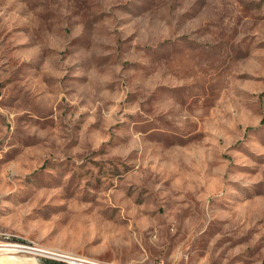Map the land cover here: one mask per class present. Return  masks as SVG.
<instances>
[{
    "label": "rangeland",
    "instance_id": "374dc122",
    "mask_svg": "<svg viewBox=\"0 0 264 264\" xmlns=\"http://www.w3.org/2000/svg\"><path fill=\"white\" fill-rule=\"evenodd\" d=\"M0 232L264 264V0H0Z\"/></svg>",
    "mask_w": 264,
    "mask_h": 264
},
{
    "label": "built area",
    "instance_id": "2783aa9c",
    "mask_svg": "<svg viewBox=\"0 0 264 264\" xmlns=\"http://www.w3.org/2000/svg\"><path fill=\"white\" fill-rule=\"evenodd\" d=\"M25 253L73 264H106L74 257L66 253L55 254L53 250L52 252H45V249L42 247L24 243L23 241L12 238L11 235L0 232V256L16 257Z\"/></svg>",
    "mask_w": 264,
    "mask_h": 264
},
{
    "label": "bare ground",
    "instance_id": "6f19581e",
    "mask_svg": "<svg viewBox=\"0 0 264 264\" xmlns=\"http://www.w3.org/2000/svg\"><path fill=\"white\" fill-rule=\"evenodd\" d=\"M44 248V247H42ZM45 252H52L51 250L44 248ZM54 252V251H53ZM55 254H60L57 252H54ZM0 264H21L18 257H6V256H0Z\"/></svg>",
    "mask_w": 264,
    "mask_h": 264
},
{
    "label": "trees",
    "instance_id": "16d2710c",
    "mask_svg": "<svg viewBox=\"0 0 264 264\" xmlns=\"http://www.w3.org/2000/svg\"><path fill=\"white\" fill-rule=\"evenodd\" d=\"M52 263H56L55 261H51Z\"/></svg>",
    "mask_w": 264,
    "mask_h": 264
}]
</instances>
